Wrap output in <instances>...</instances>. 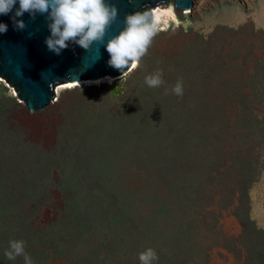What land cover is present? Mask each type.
Here are the masks:
<instances>
[{
  "label": "rangeland",
  "instance_id": "374dc122",
  "mask_svg": "<svg viewBox=\"0 0 264 264\" xmlns=\"http://www.w3.org/2000/svg\"><path fill=\"white\" fill-rule=\"evenodd\" d=\"M155 9L135 69L35 120L0 80V264H264V0Z\"/></svg>",
  "mask_w": 264,
  "mask_h": 264
},
{
  "label": "water",
  "instance_id": "95a60500",
  "mask_svg": "<svg viewBox=\"0 0 264 264\" xmlns=\"http://www.w3.org/2000/svg\"><path fill=\"white\" fill-rule=\"evenodd\" d=\"M105 2L117 7L118 18L107 30L104 43H94L89 50H84L69 42L68 48L62 50L60 55L49 51L45 43L51 35L47 14L37 13L35 19L29 13L16 17L25 23L26 27L23 30H16L13 24L19 0L12 12L0 15V24H6L8 28L6 33H0V80L6 83L7 90L14 91L18 104L24 106L30 121L43 115V109H49L50 104L54 102L57 85L106 76L121 77L119 71L108 66L110 56L106 51V45L110 39L125 29V18L128 15L155 9L160 5H170L175 12L189 13L194 0H131V2L105 0Z\"/></svg>",
  "mask_w": 264,
  "mask_h": 264
},
{
  "label": "clouds",
  "instance_id": "9594fccd",
  "mask_svg": "<svg viewBox=\"0 0 264 264\" xmlns=\"http://www.w3.org/2000/svg\"><path fill=\"white\" fill-rule=\"evenodd\" d=\"M131 2V0H130ZM17 0H0V15L12 12ZM29 13L33 19L37 13L47 14L48 28L51 35L45 40L49 51L60 55L69 46V42L84 50H89L94 43L103 44L107 30L118 18V9L105 0H19V8L13 16L16 30H23L26 25L16 17ZM126 27L119 35L110 39L106 45L110 59L108 66L122 75L135 69L148 54L154 38L162 31L157 9L130 14L125 18ZM6 24H0V33H6ZM175 30V28L173 29ZM127 69V71H125ZM111 82L110 77H106ZM100 83V81H97ZM163 70H157L145 77L144 84L150 88L161 87ZM165 94L183 96V80L166 90ZM5 255L9 260L24 258V264H33L32 258L25 251V242L12 240ZM158 260L155 250L148 248L139 254L140 264H154Z\"/></svg>",
  "mask_w": 264,
  "mask_h": 264
},
{
  "label": "bare ground",
  "instance_id": "6f19581e",
  "mask_svg": "<svg viewBox=\"0 0 264 264\" xmlns=\"http://www.w3.org/2000/svg\"><path fill=\"white\" fill-rule=\"evenodd\" d=\"M159 10H157V13H158ZM158 15V14H157ZM106 77H110V76H106ZM106 77H101V78H98V79H94V80H90L89 82H80V81H77L78 84H72L71 82H68V83H71V84H68L66 87H73V86H77V85H81V84H89V85H94V84H98L97 81H100V83H105L106 81L109 82L107 79H105ZM111 78V77H110ZM111 81H113V78H111ZM77 82H73V83H77ZM67 84V83H66ZM62 88V87H61ZM58 89L60 88H57L55 90V94L56 93H59L58 92ZM58 95V94H57Z\"/></svg>",
  "mask_w": 264,
  "mask_h": 264
}]
</instances>
